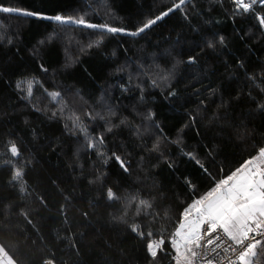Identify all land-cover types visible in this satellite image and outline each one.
Instances as JSON below:
<instances>
[{"label":"trees","instance_id":"16d2710c","mask_svg":"<svg viewBox=\"0 0 264 264\" xmlns=\"http://www.w3.org/2000/svg\"><path fill=\"white\" fill-rule=\"evenodd\" d=\"M178 2L0 0L123 29L0 13V246L16 264H150L146 245L161 237L174 253L183 210L264 146V7L190 0L129 34ZM27 80L38 81L30 98L17 88ZM74 114L103 144L88 147ZM132 196L152 207L137 215ZM154 264L174 261L159 254Z\"/></svg>","mask_w":264,"mask_h":264},{"label":"snow or ice","instance_id":"6c2138e0","mask_svg":"<svg viewBox=\"0 0 264 264\" xmlns=\"http://www.w3.org/2000/svg\"><path fill=\"white\" fill-rule=\"evenodd\" d=\"M189 2L190 0H179L173 8L154 19L147 20L137 31L129 34L136 36L145 32L169 12L176 9L184 11V6ZM233 3L237 10H242L244 13L253 12L256 5L264 7V0H233ZM0 13L55 20L60 24L83 25L90 29L100 28L108 33L123 31V29L106 24L87 23L82 17L74 19L60 15L42 16L21 7L0 6ZM256 19L260 27L264 28V15H257ZM220 43H223V37L220 38ZM212 46L210 43L209 47ZM37 83L38 81L35 80L21 81L17 83V88L26 90L25 98H30L33 95V87ZM153 83L155 84V81ZM49 96L52 101L62 104L59 92H51ZM261 107L264 108V105ZM72 127L84 132L89 148H96L98 144H103L102 136L99 140L87 136L86 127L75 114ZM107 130L111 132L112 127H108ZM156 147L158 148V145ZM9 151L12 157L22 155L14 142L10 144ZM100 155L104 156V153L101 152ZM185 155L196 159L191 153H185ZM112 157L125 172L129 170L126 161L121 156L112 153ZM112 157H106L104 163L106 164ZM197 163H199L198 160ZM23 177V169L14 167L12 181L20 185L22 193L26 191ZM106 196L109 201L119 199L111 188L107 189ZM133 202L137 205V215L142 210L152 207L149 201L143 199L137 201L136 196L130 198V203ZM131 230L137 235H143L138 224H132ZM148 235L151 236L152 233L149 232ZM169 243L174 251L172 256L174 264H261V258L264 257V146L259 147L255 155L246 159L226 177L219 179L209 191L194 199L183 210ZM164 245L163 237L152 239L147 243V252L151 258L150 264H154L159 254L165 252ZM221 252L223 256L220 255ZM210 256H216L218 259L209 258ZM0 264H16L3 246H0ZM44 264H54V261L45 260Z\"/></svg>","mask_w":264,"mask_h":264},{"label":"built area","instance_id":"2783aa9c","mask_svg":"<svg viewBox=\"0 0 264 264\" xmlns=\"http://www.w3.org/2000/svg\"><path fill=\"white\" fill-rule=\"evenodd\" d=\"M159 239V238H158ZM152 240V239H151ZM150 240V241H151ZM149 241V242H150ZM148 242V243H149ZM146 252H147V245H146ZM147 254H148V252H147ZM160 254H163V255H168V256H170L171 258H172V256L174 255V253L172 252V251H170V250H165V252L164 253H160ZM149 255V254H148ZM220 255L221 256H223L224 254H223V252H221L220 253ZM209 258H212V259H218V257H216V256H210Z\"/></svg>","mask_w":264,"mask_h":264},{"label":"bare ground","instance_id":"6f19581e","mask_svg":"<svg viewBox=\"0 0 264 264\" xmlns=\"http://www.w3.org/2000/svg\"><path fill=\"white\" fill-rule=\"evenodd\" d=\"M166 240V239H165Z\"/></svg>","mask_w":264,"mask_h":264}]
</instances>
